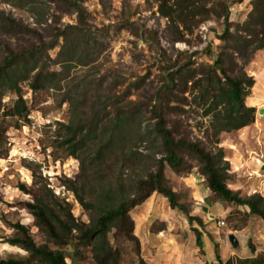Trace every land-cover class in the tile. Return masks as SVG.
<instances>
[{
	"label": "rangeland",
	"instance_id": "374dc122",
	"mask_svg": "<svg viewBox=\"0 0 264 264\" xmlns=\"http://www.w3.org/2000/svg\"><path fill=\"white\" fill-rule=\"evenodd\" d=\"M78 1L85 10L86 20L94 31L97 30L99 55L90 65L73 67L70 77L80 79L88 75V79L94 81L93 87L101 82L103 94L117 96L121 103H147L152 99L170 63L175 59H179V63L185 61V55L179 52L198 51L193 57V66L210 65L225 44V40L217 38L223 33L224 19L213 15L194 27L192 33L186 32L183 41H172L174 34L166 18L158 13L156 0ZM252 1L230 2L231 34L238 24L243 25L250 19ZM1 13L35 28L45 39L50 37L49 25L61 27L77 20L72 7L59 0H0ZM18 36L11 34L0 15V59L8 44L17 48L24 43L17 39ZM23 37L32 39L30 34ZM62 43L60 39L59 44L49 50L51 60L57 58ZM236 61L243 64L246 73L255 81L246 97V104L256 107L251 126L223 132L219 142L214 143L209 118L203 115V108L194 103L195 93L190 91L185 94L188 100L183 105L185 112L178 117L190 139L203 143L213 153L219 149L223 151V160L228 163L227 184L231 189L242 196L259 194L264 197V49L252 48L246 61L240 57ZM50 70L59 71L63 67L51 62ZM74 83L64 80L61 90L46 87L33 90L29 81L21 82L20 93L28 111L26 118L10 114L17 94L5 91L0 97V122L6 128L0 147V258L28 256L22 247L9 242L17 236L15 224L27 227L37 244L46 242L29 208L43 185L70 204L71 213L79 223L88 222V212L67 185V180H78L79 161L65 156L62 149L54 146L57 123H67L70 117L69 104L61 103L62 93ZM112 110V106L107 109ZM142 113V126L150 125L154 121L150 111ZM149 145L148 142L140 143L138 148L144 153L158 151L154 145L146 151ZM160 156L158 153L156 158ZM185 161L191 167L188 173L178 174L166 165L165 174L172 189L184 197L190 213L201 224L197 221L190 224L183 212L171 208L164 196L153 192L129 211L139 252L135 251L133 243H123L120 264H138L139 258L145 264H206L216 260V249L224 261L233 262L249 256L251 248L264 253V221L257 215L245 216L248 211L245 207L210 196L197 162L190 156H186ZM21 185L27 191H23ZM195 228L202 232L203 250L196 244ZM230 235H234L236 243L231 242ZM109 239L115 244L113 232ZM49 245L59 248L68 264H93L88 247L80 248V255L74 257V248L70 245Z\"/></svg>",
	"mask_w": 264,
	"mask_h": 264
},
{
	"label": "trees",
	"instance_id": "16d2710c",
	"mask_svg": "<svg viewBox=\"0 0 264 264\" xmlns=\"http://www.w3.org/2000/svg\"><path fill=\"white\" fill-rule=\"evenodd\" d=\"M59 1L72 7L77 20L61 27L49 25V39L35 28L0 14L11 34H20L17 39L24 42L17 48L8 44L0 59V97L5 91L17 94L10 114L26 118L28 111L20 93L21 82L29 81L33 90L44 87L61 90L64 80L75 82L62 93L61 103L69 104L70 117L67 123H57L54 146L62 149L65 156L79 161V178L67 180V185L88 212L89 219L79 223L71 213L70 204L43 185L29 208L46 242L37 244L27 227L15 224L18 233L9 242L22 247L28 256L0 258V264H68L64 253L59 248L53 249L49 243L72 246L74 257L80 255V248L88 247L93 264H120L123 243H133L135 251L139 252L129 211L153 192L164 196L171 208L183 212L190 224L193 221L201 224L190 213L184 197L172 189L165 174L166 165L178 174L188 173L191 167L185 161L186 156L197 162L210 196L245 207L248 209L245 216L257 215L264 221V197L242 196L231 189L227 184L228 163L223 160V151L213 153L203 143L190 139L178 117L185 112L183 105L188 103L185 94L190 91L195 93L194 103L201 106L203 115L209 118L214 143L219 142L221 133L254 123L256 107L247 105L246 97L255 81L236 59L246 61L252 48L264 49V0L252 1L250 19L243 25L238 24L234 34L229 32L228 19L230 2L235 0H156L158 13L166 18L174 34L172 41H183L186 32L192 33L194 27L213 15L224 19L223 33L217 38L225 40V44L210 65L193 66V57L198 51L179 52L185 55V61L179 63V59H175L170 63L161 77L162 84L147 103H121L117 96L103 94L101 82L93 87L94 81L89 80L88 75L80 79L70 77L73 67L90 65L99 55L97 30L86 20L85 10L78 0ZM24 34L35 39L24 38ZM60 39L63 41L60 51L57 58L51 60L48 52ZM51 62L60 64L63 70H50ZM110 106L113 107L111 112L107 111ZM144 111H150L154 120L145 127L142 126ZM5 130L0 122V147ZM144 142L150 144L146 151L153 145L158 151H140L139 144ZM158 153L161 156L156 158ZM21 189L27 191L24 185ZM194 231L196 244L203 250L202 232L197 228ZM112 232L116 245L109 239ZM251 251L253 254L255 248ZM215 256L216 260L206 264H264V253L236 258L235 262L224 261L217 249ZM138 264L145 262L139 258Z\"/></svg>",
	"mask_w": 264,
	"mask_h": 264
},
{
	"label": "crops",
	"instance_id": "0c3cea01",
	"mask_svg": "<svg viewBox=\"0 0 264 264\" xmlns=\"http://www.w3.org/2000/svg\"><path fill=\"white\" fill-rule=\"evenodd\" d=\"M245 128V127H244ZM263 150L264 149H262V152H263ZM259 252H261V251H257V250H255L254 251V253L252 254V251L249 253V256H246V257H250V256H253V255H256V254H258ZM245 258V257H244Z\"/></svg>",
	"mask_w": 264,
	"mask_h": 264
},
{
	"label": "water",
	"instance_id": "95a60500",
	"mask_svg": "<svg viewBox=\"0 0 264 264\" xmlns=\"http://www.w3.org/2000/svg\"><path fill=\"white\" fill-rule=\"evenodd\" d=\"M230 240L232 243H236V239H235L234 235H230Z\"/></svg>",
	"mask_w": 264,
	"mask_h": 264
},
{
	"label": "built area",
	"instance_id": "2783aa9c",
	"mask_svg": "<svg viewBox=\"0 0 264 264\" xmlns=\"http://www.w3.org/2000/svg\"><path fill=\"white\" fill-rule=\"evenodd\" d=\"M232 10V9H231Z\"/></svg>",
	"mask_w": 264,
	"mask_h": 264
}]
</instances>
